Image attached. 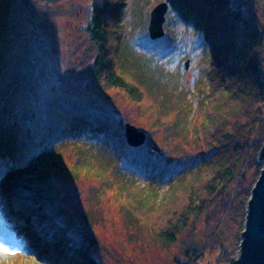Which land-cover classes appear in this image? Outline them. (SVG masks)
<instances>
[{"label": "rangeland", "instance_id": "374dc122", "mask_svg": "<svg viewBox=\"0 0 264 264\" xmlns=\"http://www.w3.org/2000/svg\"><path fill=\"white\" fill-rule=\"evenodd\" d=\"M165 1L0 0V105L32 106L51 118L59 114L60 106L71 107L87 97L91 104L105 108L108 118L116 120L119 134L126 133L127 124L146 134L145 142L137 146L116 138L109 139L111 144L79 139L51 143L34 158L39 175L50 174L54 198L63 204V218L72 227V235L100 264H227L220 262V248L215 244L222 241L235 255L240 248L245 218L237 210L238 200L231 199L241 189L237 184L240 175L210 208L188 216L173 242L157 232L158 227L166 226L165 219L173 208L181 214L184 211L186 191L179 187L180 174L174 172L172 180L170 173L177 166L196 161L207 149L214 124H205L200 132L195 130L205 112L215 113L218 126L224 121L228 127L232 123L227 111L230 95L219 97L218 90L212 92L219 76L212 70V51L194 25H186L178 15L170 13V17L167 12L171 19L166 14L165 33L156 39L157 44L144 41L147 37L153 40L148 29L151 12ZM231 1L264 32V0ZM96 2L110 6V14L114 6L121 8L109 24L108 60L118 59L120 50L142 59L160 81L158 90L164 99L146 93L145 86L130 76L129 81L145 89L140 99H132L123 88L105 84L104 73L94 75L97 49L86 27ZM259 58L264 74V45ZM29 68L33 80L24 77ZM208 92L213 98L201 112L200 100ZM221 98H226L225 105L216 112ZM194 107L198 109L192 114ZM115 143L118 156L110 147ZM127 146L146 154L150 161L153 155L154 172L148 176L121 168V158L132 153ZM158 164L166 170H158ZM3 170L4 175L12 171L1 162ZM252 173L253 169H248V174ZM25 177L32 174L18 178L19 200L26 194ZM203 179L200 176L198 184ZM171 188L174 193L169 194ZM0 243L9 249L0 252V264H49L15 244L1 210ZM194 245H200L204 253L198 261L185 254V249ZM185 259L188 261H182Z\"/></svg>", "mask_w": 264, "mask_h": 264}, {"label": "trees", "instance_id": "16d2710c", "mask_svg": "<svg viewBox=\"0 0 264 264\" xmlns=\"http://www.w3.org/2000/svg\"><path fill=\"white\" fill-rule=\"evenodd\" d=\"M168 1L171 7L169 15H178L184 24L194 25L200 37L204 35L202 41L210 47L213 54L212 70L219 76L218 86L212 92L218 90L219 97L229 93L231 106L227 111L232 122L230 127L229 124L225 126L226 121L222 127L218 126L215 113L204 110L207 111L206 115L195 130L200 132L206 127L205 124H214V136L207 144V149L200 153L196 161L177 166V170L170 173L172 180L174 172L180 174L179 187L186 191L182 198L185 208L182 214L173 208L171 215L165 219L166 226L158 227L157 232L167 242H173L180 228L186 224L187 217L191 214L199 215L210 208L215 200L221 199L227 193L230 184L239 175L237 184L241 189L231 199L238 200L237 210L241 217L246 216L252 188L263 168L258 157L264 143V74L259 58L264 45V32L258 30L255 22L239 10L240 7L236 8L231 0ZM118 6H114L113 14H110L113 12L110 6L99 2L92 7L86 30L96 43L97 49L93 73L98 76L104 73L105 84L123 88L134 100L143 97L145 89H140L141 86L136 85L133 80L129 81L128 76L138 79L149 95L163 98L164 95L158 90L160 81L155 80L149 65L142 59L120 50L118 59L114 62L108 60L109 24L115 13L121 9ZM144 41L154 44L158 42L150 40L149 37ZM27 76H31V68L24 74V77ZM31 77L32 80L35 79L34 76ZM215 96L219 99L218 95ZM212 98L210 92L201 98V112L206 105L209 106ZM225 100L226 98H221L220 103L217 102L216 112H220ZM192 109L193 114L198 108ZM107 113L105 108L91 104L87 97L76 100L71 107L68 104L60 106L59 114L51 118H45L32 106L15 108L0 105V163L5 162L12 169L5 173L6 176L4 170L0 171V177H3L0 179V210L6 219V229L15 239V244L32 253L36 259L42 260V263L100 264L79 239L72 235V227L63 218V204H58L54 198L55 189L50 186L51 179H48L50 174L39 175L34 167V158L43 154L51 143L66 140L111 144L109 139L116 138L126 142V133L117 132L116 120L108 118ZM115 145L117 144L110 147L118 156ZM128 148L132 153L121 158V168L148 176L154 172L151 170L154 166L152 160L155 159L153 155L150 156V161L146 154ZM157 166L158 170L166 168L163 169L160 164ZM250 168L253 169L251 175L248 174ZM30 174L31 178L25 177L22 180L26 194L19 200V192L16 190L18 178ZM200 176L204 179L198 184ZM201 192L205 194L200 195ZM168 193H174V189H168ZM214 247L220 248V262L229 264L234 258L235 251L222 241ZM185 254L192 261H198L204 253L200 245H194L188 246Z\"/></svg>", "mask_w": 264, "mask_h": 264}, {"label": "water", "instance_id": "95a60500", "mask_svg": "<svg viewBox=\"0 0 264 264\" xmlns=\"http://www.w3.org/2000/svg\"><path fill=\"white\" fill-rule=\"evenodd\" d=\"M169 7L168 1L161 2L151 12L148 29L153 40L165 33L164 24ZM126 135L132 146L141 145L146 139V134L131 124L126 126ZM258 158L263 162V168L247 203L239 251L229 264H264V144Z\"/></svg>", "mask_w": 264, "mask_h": 264}, {"label": "snow or ice", "instance_id": "6c2138e0", "mask_svg": "<svg viewBox=\"0 0 264 264\" xmlns=\"http://www.w3.org/2000/svg\"><path fill=\"white\" fill-rule=\"evenodd\" d=\"M0 252H9V249L4 244L0 243Z\"/></svg>", "mask_w": 264, "mask_h": 264}]
</instances>
